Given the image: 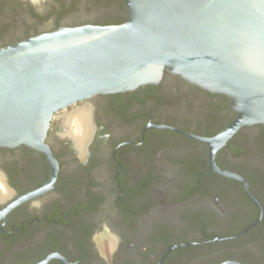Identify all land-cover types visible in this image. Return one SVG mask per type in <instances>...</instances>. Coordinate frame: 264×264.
I'll return each instance as SVG.
<instances>
[{"label":"flooded vegetation","instance_id":"1","mask_svg":"<svg viewBox=\"0 0 264 264\" xmlns=\"http://www.w3.org/2000/svg\"><path fill=\"white\" fill-rule=\"evenodd\" d=\"M84 1L90 10L100 0H0V48L62 26L128 17L123 0H107L123 16L73 22ZM74 106L88 110L93 125L84 152L65 135L59 113L47 138L59 166L54 186L6 212L48 181L50 165L28 146H0L8 191L0 197V264H264L263 124L242 127L216 153L263 208L261 221L242 233L259 208L242 180L210 168L207 143L189 135L213 137L228 126L236 112L227 96L165 71L158 84ZM229 236L236 237L206 242Z\"/></svg>","mask_w":264,"mask_h":264},{"label":"water","instance_id":"2","mask_svg":"<svg viewBox=\"0 0 264 264\" xmlns=\"http://www.w3.org/2000/svg\"><path fill=\"white\" fill-rule=\"evenodd\" d=\"M123 1V23L62 26L0 48V146H28L50 165L48 181L4 212L54 186L59 166L47 138L61 111L96 94L158 84L170 71L224 94L236 112L213 137L189 135L207 143L211 169L244 182L260 210L246 232L263 218L262 205L216 153L242 127L264 125V0Z\"/></svg>","mask_w":264,"mask_h":264},{"label":"bare ground","instance_id":"3","mask_svg":"<svg viewBox=\"0 0 264 264\" xmlns=\"http://www.w3.org/2000/svg\"><path fill=\"white\" fill-rule=\"evenodd\" d=\"M65 123L68 127L67 135L74 138L76 146L79 148L80 152L83 153L93 132L90 112L83 108H78L74 113H68V116L65 118ZM7 194V188L0 179V197L4 198Z\"/></svg>","mask_w":264,"mask_h":264},{"label":"rangeland","instance_id":"4","mask_svg":"<svg viewBox=\"0 0 264 264\" xmlns=\"http://www.w3.org/2000/svg\"><path fill=\"white\" fill-rule=\"evenodd\" d=\"M86 1L80 2L79 7L73 12V22L82 20L84 18H111L123 16L124 10L118 2L107 0L96 1L90 6V10H86ZM78 109V108H77ZM76 111V106L69 108L65 112H60L64 115L63 123L68 113L72 114ZM66 124V123H65ZM67 125L65 134H67Z\"/></svg>","mask_w":264,"mask_h":264},{"label":"trees","instance_id":"5","mask_svg":"<svg viewBox=\"0 0 264 264\" xmlns=\"http://www.w3.org/2000/svg\"><path fill=\"white\" fill-rule=\"evenodd\" d=\"M127 18H128V17H127V15H126V17H125L124 19H126V20H127ZM122 21H123V20H122ZM124 22H125V20H124ZM122 23H123V22H122ZM118 24H119V23H118Z\"/></svg>","mask_w":264,"mask_h":264}]
</instances>
